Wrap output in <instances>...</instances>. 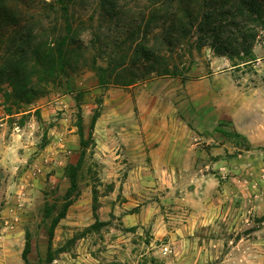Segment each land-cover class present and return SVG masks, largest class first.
I'll return each instance as SVG.
<instances>
[{
	"label": "rangeland",
	"instance_id": "374dc122",
	"mask_svg": "<svg viewBox=\"0 0 264 264\" xmlns=\"http://www.w3.org/2000/svg\"><path fill=\"white\" fill-rule=\"evenodd\" d=\"M99 2L70 5L77 70L0 127V264H25L28 239L31 264H264V31L248 63L197 49L194 33L176 49L182 76L101 84L93 57L107 65L150 5L119 0L105 20ZM25 17L63 28L42 0H27ZM10 88L0 84V118L17 110ZM79 113L89 144L50 258L46 207H61L80 158Z\"/></svg>",
	"mask_w": 264,
	"mask_h": 264
},
{
	"label": "trees",
	"instance_id": "16d2710c",
	"mask_svg": "<svg viewBox=\"0 0 264 264\" xmlns=\"http://www.w3.org/2000/svg\"><path fill=\"white\" fill-rule=\"evenodd\" d=\"M26 1L0 0V84L8 83L11 88L5 90V101L12 99L17 106L16 111L7 106L9 115L20 113L23 105H31L46 96L51 85L61 82L62 75L77 70L82 55V46L77 44L80 41L78 30L70 12L74 0H42L46 7L60 12L64 18L63 28L57 22L52 31L42 20L37 22L25 17ZM144 1L150 5L149 13L143 12L140 21L131 26L129 35L122 40V50L110 55L105 66L99 64L102 55L93 57L91 68L97 74L99 83L116 80L117 83L130 85L152 74L182 76L183 69L176 61L181 54L176 49L194 33L198 34L195 42L197 49L209 45L216 53L231 59L238 58L242 63L254 59V42L260 30L264 31V0ZM118 3L119 0H100V12L105 20L121 13ZM101 37L99 34L97 40ZM99 113L95 111L91 118L90 137ZM82 120L79 113L81 155L77 164L67 167L70 185L63 203L56 214L52 212L53 206L46 207V215L51 217L48 232L50 258L55 228L66 217L79 194L78 171L89 144L84 136ZM221 132L226 136L246 139L237 131ZM30 251L28 239L22 254L25 264H31Z\"/></svg>",
	"mask_w": 264,
	"mask_h": 264
},
{
	"label": "crops",
	"instance_id": "0c3cea01",
	"mask_svg": "<svg viewBox=\"0 0 264 264\" xmlns=\"http://www.w3.org/2000/svg\"><path fill=\"white\" fill-rule=\"evenodd\" d=\"M9 116H12V115H8L7 114V115H5V116H3V117L0 118V127H3V129L5 128L6 124L8 123ZM14 124H16V123H14ZM16 128L21 129L20 125H15L13 127V133L12 134H15V132H16L15 129ZM0 130H1V128H0Z\"/></svg>",
	"mask_w": 264,
	"mask_h": 264
}]
</instances>
